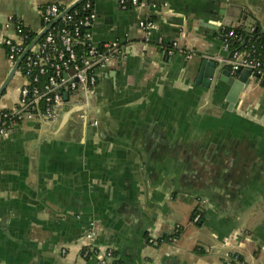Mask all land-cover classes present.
<instances>
[{
    "label": "crops",
    "instance_id": "crops-1",
    "mask_svg": "<svg viewBox=\"0 0 264 264\" xmlns=\"http://www.w3.org/2000/svg\"><path fill=\"white\" fill-rule=\"evenodd\" d=\"M74 1L0 0V85L8 20L36 34L42 7ZM140 2L92 0V41L118 47L98 73L92 115L66 122L61 111L0 137V264H95L81 257L88 219L123 264H264V88L237 106L207 99L193 84L197 59L184 57L219 61L224 29L264 36V0ZM141 21L152 24L144 47ZM22 83L16 71L0 111L16 107Z\"/></svg>",
    "mask_w": 264,
    "mask_h": 264
},
{
    "label": "built area",
    "instance_id": "built-area-1",
    "mask_svg": "<svg viewBox=\"0 0 264 264\" xmlns=\"http://www.w3.org/2000/svg\"><path fill=\"white\" fill-rule=\"evenodd\" d=\"M119 6L122 10H128L144 7V4L140 0H119ZM64 9L60 4L42 7V28L49 25ZM95 19L92 0H85L50 27L29 49L17 69L23 78L18 103L11 110L0 111V137L8 135L26 120H33L40 125L57 122L65 94L76 106L89 103L96 91L99 71L108 68L111 58L118 53L108 44L92 41L90 29ZM7 24L14 26V36L6 35L3 38L7 64L12 67L31 41H28V34L19 21L10 18ZM138 25L143 38L148 41L151 22L141 21ZM244 42L243 38L235 34L234 29L221 32L222 51L226 57L224 63L232 74L248 70L252 75L263 78L262 47L257 46L256 41L243 47ZM199 219L200 214L196 213L192 222L197 223ZM180 230L179 225L174 226L173 235L169 239L171 243L176 242ZM95 237L93 231L84 236L81 248L83 259H91L95 264H123L112 248L98 246ZM147 243L158 244L153 238H149Z\"/></svg>",
    "mask_w": 264,
    "mask_h": 264
},
{
    "label": "water",
    "instance_id": "water-1",
    "mask_svg": "<svg viewBox=\"0 0 264 264\" xmlns=\"http://www.w3.org/2000/svg\"><path fill=\"white\" fill-rule=\"evenodd\" d=\"M84 1L85 0H75L73 3L66 6L65 9L49 25L42 28L41 31L35 34L34 38L25 47L21 55L10 68L6 78L0 85V98L3 96L10 81L14 77L23 57L28 53L29 49H31V47H33L41 39V37L50 27H52L62 17L67 15L72 9L76 8ZM154 2L155 0H151V3ZM243 19H245V17H243ZM140 42L141 47H144L146 45L145 43L148 41H145V39L143 38ZM173 44L175 46V50L180 53H183V50L178 47L176 43ZM110 46L114 50L118 49V47H114L113 45ZM122 50L125 51L124 48H122ZM184 54L186 62H190L193 58L197 59V65L195 66V68L192 67L193 71L191 70L193 74V84L197 87L202 88L201 96L207 97V99L210 97H212L213 99H217L218 97H220L221 100V97H223L225 102H227L228 104H231L232 106H237L245 99V96L250 91L251 86L264 88V78H260L258 75H252L251 72L248 70H243L239 73L232 74L227 68V65L224 63V60H226L225 56L223 58L221 57L219 61H217L213 57H209L201 52L195 54L194 52L185 51ZM101 72L103 73L104 70H101ZM74 108L76 109L72 110ZM62 111L67 114L66 122L69 120H73L75 122V118L76 120H80L83 122L84 117H89L90 115H92V109L90 104H88L87 106H76L74 105V103H72V100L69 99L66 94L64 95V105L62 107ZM24 125L36 127L37 130H40L43 126H47L40 125L33 120H26L23 125L17 126L16 128H22ZM214 186L220 189L227 188L225 182H222V184H219L218 186ZM93 225L94 223H92L91 219H88L85 226V231H83L82 234H84L85 236L89 231H92ZM34 264L43 263L40 262L37 258Z\"/></svg>",
    "mask_w": 264,
    "mask_h": 264
},
{
    "label": "trees",
    "instance_id": "trees-1",
    "mask_svg": "<svg viewBox=\"0 0 264 264\" xmlns=\"http://www.w3.org/2000/svg\"><path fill=\"white\" fill-rule=\"evenodd\" d=\"M24 28V27H23ZM25 29V28H24ZM235 31V34L241 38H243L245 40L244 42V45L243 47H247L248 45H250V43L252 41H256L257 43V46H261L262 47V50L261 52L264 54V36H259L257 31L254 29L252 32L250 31H246L245 29H243L242 27H239L237 29H234ZM25 33L28 34V41L30 42L34 36H35V33H30L28 32L26 29H25ZM237 43L235 42V45ZM264 78V77H263ZM197 213V209H195L193 211V214H192V218H191V221L193 219V217L195 216V214ZM200 220V219H199Z\"/></svg>",
    "mask_w": 264,
    "mask_h": 264
}]
</instances>
